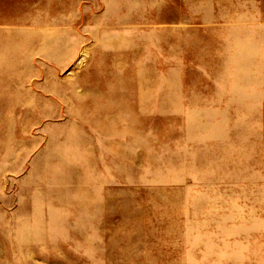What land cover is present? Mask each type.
Masks as SVG:
<instances>
[{"label": "rangeland", "instance_id": "374dc122", "mask_svg": "<svg viewBox=\"0 0 264 264\" xmlns=\"http://www.w3.org/2000/svg\"><path fill=\"white\" fill-rule=\"evenodd\" d=\"M264 0H0V264H257Z\"/></svg>", "mask_w": 264, "mask_h": 264}, {"label": "crops", "instance_id": "0c3cea01", "mask_svg": "<svg viewBox=\"0 0 264 264\" xmlns=\"http://www.w3.org/2000/svg\"><path fill=\"white\" fill-rule=\"evenodd\" d=\"M257 264H264V256L259 257Z\"/></svg>", "mask_w": 264, "mask_h": 264}]
</instances>
